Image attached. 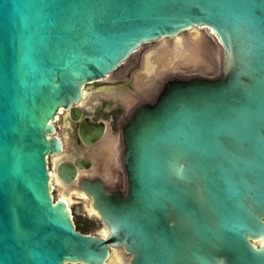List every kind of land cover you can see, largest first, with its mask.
I'll use <instances>...</instances> for the list:
<instances>
[{"label": "water", "instance_id": "95a60500", "mask_svg": "<svg viewBox=\"0 0 264 264\" xmlns=\"http://www.w3.org/2000/svg\"><path fill=\"white\" fill-rule=\"evenodd\" d=\"M205 29L215 76L168 80L122 127L125 190L57 167L100 235L51 195L54 120L143 43ZM181 42V41H180ZM101 128L80 134L90 143ZM264 264V0H0V264Z\"/></svg>", "mask_w": 264, "mask_h": 264}, {"label": "flooded vegetation", "instance_id": "af4514ba", "mask_svg": "<svg viewBox=\"0 0 264 264\" xmlns=\"http://www.w3.org/2000/svg\"><path fill=\"white\" fill-rule=\"evenodd\" d=\"M179 43L180 41L175 40L174 37L143 43L105 78L86 83L83 87L81 100L73 105L81 112L80 116L73 118L69 109H64L56 115L54 129L56 136L61 141L62 151L57 156H49L52 168L54 162H56L57 167L68 161L74 163L71 156L78 154L77 159L85 160L90 164V169L78 168L79 179L85 177L99 178L109 189L124 191L126 178L121 162L124 148L122 127L133 109L141 103L153 102L164 83L174 77L215 76L217 74L215 70L220 69V66L205 70L189 65L185 67L184 72L168 74L167 76L158 73L148 88L135 89L133 84L135 75L141 76L153 72L156 68L155 62L159 61L157 56L159 51L167 50L166 57L178 55L180 51L175 50V48L183 46L182 42V46ZM152 44H156V46L150 47ZM198 44H200L201 53L205 56L202 43L198 41ZM140 67L142 70L139 71ZM147 90H149L148 94ZM146 94L149 98L144 97ZM86 128H101V132L92 142L86 143L80 134L81 130ZM104 171L106 172L105 178ZM99 172L103 173L100 174ZM49 174L50 179L63 186L54 171L49 172ZM64 201L69 206L66 198ZM89 211L91 212V210Z\"/></svg>", "mask_w": 264, "mask_h": 264}, {"label": "rangeland", "instance_id": "374dc122", "mask_svg": "<svg viewBox=\"0 0 264 264\" xmlns=\"http://www.w3.org/2000/svg\"><path fill=\"white\" fill-rule=\"evenodd\" d=\"M179 35L182 37V41H180L182 42L183 46L180 42L179 44L182 47L175 48V50L180 51V53L178 55L166 57V53L168 52L167 50H163L162 52L159 51V55H157L159 61H157V63L155 62L156 68L153 70V72H150L149 74L147 73L146 75L142 74L141 76L135 75L133 82L135 89L139 90L148 88L150 84L152 85V79L158 73L163 76H167L168 74L184 72L185 67L189 65H192V67H201L205 70H211L212 68L214 69L215 66L219 67L221 65V48L207 30L190 29L181 32ZM198 41L202 43L205 56L201 53L202 51H200L201 47L200 44H198ZM155 46L156 44H152L150 47ZM213 63L217 64L214 65ZM138 70L140 71L142 68L140 67ZM148 93L149 90H147V94ZM147 94L144 97L149 98ZM47 168L48 171L52 173L53 168L50 157L47 160ZM99 173L102 174L103 172ZM105 177L106 172L104 171V178ZM50 180L52 185L51 195L54 199H57L60 197V195H62L64 188L61 185L56 184L53 179ZM69 194L70 196L68 197H65L64 195L62 196L69 202L74 225H76L78 222H83L90 227V230H88L86 233L94 235L102 234L103 229L100 221L96 215L89 211V200L83 199L74 189L69 190ZM120 258L121 256L118 259L116 255L113 254L108 264H123V259L121 258L120 260Z\"/></svg>", "mask_w": 264, "mask_h": 264}, {"label": "trees", "instance_id": "16d2710c", "mask_svg": "<svg viewBox=\"0 0 264 264\" xmlns=\"http://www.w3.org/2000/svg\"><path fill=\"white\" fill-rule=\"evenodd\" d=\"M75 229L82 232V233H86L88 230H90L89 225L83 223V222H78L75 225Z\"/></svg>", "mask_w": 264, "mask_h": 264}, {"label": "bare ground", "instance_id": "6f19581e", "mask_svg": "<svg viewBox=\"0 0 264 264\" xmlns=\"http://www.w3.org/2000/svg\"><path fill=\"white\" fill-rule=\"evenodd\" d=\"M54 172H55V170H54ZM56 173V172H55ZM51 178V177H50ZM59 181H60V183H62L61 182V180L59 179V178H57ZM50 183H51V181H50ZM63 184V183H62ZM63 188H65V186H64V184H63V186H62ZM51 189H52V185H51ZM62 195H64V190H63V192H62ZM62 195H60V199H62L63 201H64V197H62ZM68 197V196H67ZM66 202V201H65ZM89 209H90V206H89ZM104 233H105V231H103ZM116 257L119 259V255L118 254H116ZM120 260H121V258H120Z\"/></svg>", "mask_w": 264, "mask_h": 264}]
</instances>
